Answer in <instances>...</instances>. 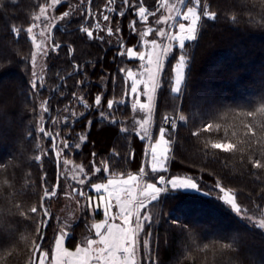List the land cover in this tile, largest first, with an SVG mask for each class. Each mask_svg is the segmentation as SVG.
<instances>
[{"label": "trees", "instance_id": "1", "mask_svg": "<svg viewBox=\"0 0 264 264\" xmlns=\"http://www.w3.org/2000/svg\"><path fill=\"white\" fill-rule=\"evenodd\" d=\"M50 1L0 0V264H33L43 236L42 252L54 244L59 231L51 206L64 185L58 174V146L53 149L46 133L57 137L56 121L69 117V108L77 109L80 118L73 128L64 123L63 131L72 132L74 140V133L86 134L74 154L76 162L89 173H94L95 163L106 162L91 175L85 191L108 175L141 173L147 164L146 141L124 130L130 107L109 117L101 118V113L108 100L122 99L125 66L138 63L118 55L124 47L141 44L136 32L141 18L135 12L143 6L153 16L162 0H80L84 14L53 30L52 45L59 47H52L47 60L48 85L33 88V46L26 31ZM199 4L198 38L183 50L175 48L158 90L153 141L160 128L168 130L167 171L146 172L149 182H157L160 175L193 179L200 191L169 190L149 206L141 264H264V231L238 217L217 195V189L230 190L244 209L264 214V167H254L257 160L264 165V0ZM108 7L116 12L113 25L99 24L89 38L83 28L92 27L94 15ZM67 9L65 3L58 13ZM204 12L215 16L205 17ZM180 54L188 58V66L176 95L174 64ZM78 95L90 105L89 111L78 104ZM97 95L102 97L99 106ZM164 117H175V128L166 126ZM217 143L234 147L213 148ZM53 191L55 196L45 195ZM89 213L79 222L101 219L100 213L94 219ZM84 224L68 226L70 248L78 245Z\"/></svg>", "mask_w": 264, "mask_h": 264}, {"label": "rangeland", "instance_id": "2", "mask_svg": "<svg viewBox=\"0 0 264 264\" xmlns=\"http://www.w3.org/2000/svg\"><path fill=\"white\" fill-rule=\"evenodd\" d=\"M80 0H61V2L57 5H52L51 1L43 6L41 9H45V14L47 16V19L44 18V15H41V9L34 17L32 24L29 27H32V32H27V35L32 43L33 46V52L31 56V64H32V70L35 75H33L32 83H35L36 87H44L48 85L47 76H48V64L47 60L48 57L52 51V47L54 49H57V47L52 45V34L53 30L63 25L64 23L70 21L75 16H77L79 13L82 15L84 14L83 8L80 6ZM67 3L68 9L66 12H69L68 17H64L61 19L63 14L58 13V9L61 5ZM189 7H192L196 10V12L201 15L200 13V4H197L195 0H162L159 10L155 13V15H147V20L140 19L141 26L138 27V30L136 32L139 34V38L141 39V44L138 48L136 47H130V48H123V53H127L128 50H133L137 53H145L146 60L145 61H139L138 59H130L127 55H123V57L126 60H137V64L134 66L131 65L130 67H126L123 69L125 74V86L123 89V97L121 100L123 103L117 105L114 102L113 109L109 110L108 108L104 110V117H109L111 114H113L114 110H118L124 106H129L130 108V116L131 118H128L124 124V130L130 133H138L141 139L145 140L147 143V149L150 145V143L153 142V134H154V127L155 122L152 121L151 115L152 113V105L155 98V93L157 91V83L160 80L161 82V76L163 73V70L165 68V65L172 55L173 51L175 50L176 43L170 39L171 36L175 35L177 32L176 26L179 23H185L188 24V21H184L182 19L183 15L187 12V9ZM115 11L112 8H107L106 10H103L102 14L94 15L96 22H92L91 26L89 28V31H91L94 35L95 30H98L99 28L96 27L97 24L103 23V25H113L112 17L115 15ZM107 15L109 19L107 21L103 20V16ZM40 16V19L37 20L36 17ZM202 19V15H201ZM201 20L198 22V30ZM35 25V27H33ZM100 26V25H99ZM118 29V28H117ZM197 30V35H198ZM163 31L165 35L161 37L159 33ZM93 37V36H92ZM156 41L157 47L155 49L156 53L162 52L165 48L171 46V51L167 53L166 55H162L160 57V64H161V71L155 75L154 81H150L149 75L145 72V68L147 66V56L152 53V41ZM146 42V43H145ZM194 42V41H190ZM188 42H186L187 44ZM185 44V45H186ZM36 45H40V48L37 49ZM188 66V58L185 57V68L184 72H186V68ZM151 67L155 68V65H152ZM128 70L133 71L135 79L140 81L142 84L141 86H138V92L139 95L131 93V83L132 80L127 77L126 73ZM159 82V83H160ZM35 87V88H36ZM160 87V85H159ZM159 90V88H158ZM151 96L152 99L149 102L147 99V96ZM158 96V95H157ZM101 97V96H100ZM78 99V104H86L89 107H86L87 111L91 109L90 105L86 103V101L83 100L82 95H78L76 98ZM102 101V97H101ZM143 103H150V110H142L139 105ZM155 111V110H154ZM120 115H123V109L119 110ZM155 113V112H154ZM80 118V115L75 108H69V117L66 116L62 118V120L56 121V138H55V144L58 146V156L60 159V164L62 166V177H63V185L64 189L62 191V194L60 195L59 200L57 199L51 206L52 211L55 214V231L65 230L68 228V226H74L75 224H78L77 226L81 225L83 222L84 225L90 226L92 223V220H82V222H79L81 218H84V213L87 212L93 219L98 214L96 211H93L90 209L89 201L85 198V188L86 182L92 177H95L97 175L94 173H89L88 167L82 165L81 163L76 162V157H74V154L79 152L81 149V145L86 140V134L80 133H74L76 135V140H74L73 133L70 131H63L62 126L64 123L71 124V128L74 127V122ZM173 120H176L175 117H169ZM115 120V119H114ZM145 121H147L145 123ZM90 122H88V127L90 128ZM151 122L153 123V127H151ZM143 125V127H141ZM160 126V125H159ZM152 128V131H151ZM165 129V134L167 136L168 130ZM150 132V133H149ZM159 132V131H158ZM158 134V133H157ZM80 139L78 140V137ZM159 136V135H158ZM157 136V137H158ZM65 139L68 140L69 145H72L73 143L79 144V148L70 147L69 149H64V141ZM58 140V141H57ZM106 162L103 161L101 165H98L97 163L94 164V167L102 168L106 167ZM98 166H97V165ZM84 177V179H83ZM86 177V179H85ZM83 180L84 183L81 184L80 181ZM193 180V179H192ZM197 182V181H196ZM198 183V182H197ZM221 189V188H220ZM220 189H217L218 196L221 198V192ZM75 190V191H74ZM81 190H83L84 195L82 196L80 194ZM230 195L235 197V203L237 206L241 208V211L237 213L230 205L227 203H224L241 219L249 222L250 224L260 228L262 231H264V228H261L260 222L264 221V214H257V213H251L247 209H244L236 199L235 194L230 190H225ZM86 201H85V200ZM93 211V212H92ZM150 207L146 209L144 214L146 213L147 218L143 214L141 221L139 222V233L138 236L136 234V250L138 253H140L141 249V234L143 232V227L146 226L147 222L150 221ZM49 250V246L45 248V251Z\"/></svg>", "mask_w": 264, "mask_h": 264}, {"label": "snow or ice", "instance_id": "3", "mask_svg": "<svg viewBox=\"0 0 264 264\" xmlns=\"http://www.w3.org/2000/svg\"><path fill=\"white\" fill-rule=\"evenodd\" d=\"M61 2V0H51L52 5H57ZM127 3V0H125ZM196 3L199 4L200 0H196ZM45 9H41V15L45 14ZM147 9L143 6L139 7L138 11L135 12L137 16L142 18L143 20H147ZM123 15V13H120ZM203 15L205 17L214 18V13L204 12ZM69 12H64L61 19L64 17H68ZM44 18L47 19V16L44 15ZM37 20L40 19V16L36 17ZM109 17L107 15L103 16V20L107 21ZM182 19L184 21H188V24L179 23L176 28L177 32L175 35L171 36L170 39L176 43L180 50L185 48L186 42L195 41L198 30V22L201 20V15H199L196 10L192 7L187 9V12L183 15ZM35 27V25H33ZM99 28V24L96 25ZM27 32H32V27L27 28ZM83 32L87 34L89 38L93 36V33L89 31L88 28H83ZM109 34H111V29L108 30ZM161 37L165 35L163 31L159 33ZM103 39V38H101ZM146 43V42H145ZM152 53L147 56V66L145 68V72L149 75L150 81H154L155 75L161 71L160 57L162 55H166L172 49L171 46L165 48L162 52L156 53L155 49L157 47L156 41H152ZM37 49L40 48V45H36ZM58 48L59 45H56ZM118 55H127L130 59H138L139 61H145L146 55L145 53H137L133 50H128L127 53H118ZM155 65V68L151 67ZM184 68H185V56L180 54L176 63L174 64V85L173 90L177 93L181 91V84L184 80ZM123 71V70H122ZM35 75V73H33ZM127 77L132 80L130 91L133 94L139 95L137 85L140 81L135 79L134 73L131 70H128L126 73ZM32 87L35 88V83L32 84ZM148 101L150 102L152 97L147 96ZM117 105L123 103L122 101H116ZM101 104V97L97 95L95 97V106H99ZM85 107H89L88 105H84ZM114 102L112 100L107 101V108L109 110L113 109ZM139 107L142 110H150V103L140 104ZM47 111V109H45ZM104 117V114L101 113V118ZM169 118L164 117V120L167 121ZM181 121L185 119V117H179ZM147 121H145L146 123ZM143 127V125H141ZM39 132L45 133L44 127L39 128ZM52 140V147L55 149L57 146L54 143L55 136L51 132L46 133ZM83 139V137H81ZM169 141L165 139V129H159V140L156 145L152 148L151 155V166L150 171L152 173L158 172H166L167 168L165 167V162L168 160L166 155L168 149L164 147L167 145ZM70 147L79 148V144L73 143L69 145L68 140L64 141V149H69ZM213 148L222 149L224 151H230L234 146L232 144H213ZM159 150V151H158ZM39 160V157H37ZM255 168L264 167L259 160H257L254 164ZM93 172L99 173L101 171L100 168L93 167ZM105 172L108 171L107 168L104 169ZM140 172H144V168L141 167ZM137 180L136 176H131L128 179H107L106 183H96L91 185L92 190L99 195L100 203L96 204L97 208H100L107 219L104 220L103 223H97L93 226L95 230V235L98 239H88L86 241V247H78L75 253L67 252L62 248V244L65 240V234H61L55 240V249L54 252L59 253L60 257L71 258L73 256L76 257L75 260H67L64 258H58L54 255V264H93V261H96V264H136L135 259L133 258L135 255V231L131 228L132 216L134 213L137 214V220H139V212L141 208H146L147 202L158 201L162 192L174 190V189H198L197 183L189 181V180H180L174 178H168L165 180L164 175H160L157 177L156 183H148L145 188L142 190V196L145 198L143 200H136V196L133 192V188L129 187L131 182H135ZM81 184L84 183L83 180L80 181ZM159 185V186H158ZM166 185V187H165ZM75 191V190H74ZM119 192H123L128 199L126 201L122 200ZM221 198L225 203L230 205L237 213L241 211V208L236 205L235 197L230 195L223 188L220 189ZM80 194L83 196L84 192L81 190ZM46 196L51 195L55 196L56 192L53 191L51 193H45ZM91 197L89 200L91 201ZM115 199L118 205V214L119 218L123 222V226L116 223H109L110 220H115L117 217L113 215H109L112 207V201ZM31 212L36 213L37 209L33 207ZM145 217L147 215L145 213ZM261 228H264V221L260 222L259 225ZM115 230V231H114ZM99 244L100 247L93 248V245ZM40 254L41 259L39 260V264H44L43 257L48 255L47 252H42L39 247L35 250Z\"/></svg>", "mask_w": 264, "mask_h": 264}, {"label": "crops", "instance_id": "4", "mask_svg": "<svg viewBox=\"0 0 264 264\" xmlns=\"http://www.w3.org/2000/svg\"><path fill=\"white\" fill-rule=\"evenodd\" d=\"M185 80H186V72H184V80L182 81V84H181V90L184 86V83H185ZM160 80L158 81L157 83V91H156V95H155V98H154V101H153V105H152V115H151V119L152 121L154 120V110H156V105H157V95H158V88H159V85H160ZM142 84L139 83L138 86H141ZM173 92L178 95L180 94L175 92L173 90ZM151 127H153V123L151 122ZM151 131H152V128H151ZM150 133V132H149ZM165 139L168 140V138L166 137V134H165ZM159 140V136L157 138V140L153 141L152 143H150L149 147H148V150H147V164H145V167H144V172L142 173H138V174H129V175H108L106 177V179H104L103 181H100V182H96V183H106L107 182V179L111 178V179H128L129 177L131 176H136L137 177V180L135 182H131L129 187L133 188V192L136 196V200L139 201V200H143L145 199L143 196H142V190L145 188L146 184L148 183H156V182H149L147 180V172H146V169H150V166H151V155H152V148L156 145L157 141ZM169 141V140H168ZM164 147H166L168 149L166 155L169 159V156H170V151H171V148H170V141L167 145H165ZM159 151V150H158ZM167 162L168 160L165 162V167L167 168ZM147 165V166H146ZM174 179H180V180H189V181H192V182H195L197 183L195 180H192L190 178H186V177H173ZM165 180L167 181L168 178H165ZM96 183H93L92 185L96 184ZM159 186V185H158ZM166 187V185H165ZM197 187L198 189H174V190H181V191H187V192H199L200 191V186L199 184L197 183ZM92 192V195H90L89 192ZM167 191L165 192H162L161 195H160V198L162 197L163 194H165ZM89 194V195H88ZM119 194L121 195V198L122 200L126 201L128 199V197L123 193V192H119ZM89 197H91V201L89 200ZM85 198L89 201V205H90V209L93 210V211H96L97 213H100L101 214V219L99 220H93L91 225L90 226H87L85 232L81 235L80 239H79V243L78 245L75 247V248H70L68 246V239L69 237L71 236V232L68 230V229H65V230H60L58 233H57V236L55 238V240L58 238L59 235L61 234H67L65 236V240L62 244V248L64 250H66L67 252H70V253H75L76 252V249L78 247H86V241L88 239H98V237H96L95 235V230L93 228V226L97 223H103L105 219H107V217L105 216V214L103 213V211L100 209V208H97L96 207V204L97 203H100V200H99V195L96 194L91 187H89V190L88 191H85ZM159 198V199H160ZM85 200V199H84ZM86 201V200H85ZM156 202V201H154ZM154 202H147L146 201V208H141L140 209V212H139V220H137V214L134 213L133 216H132V223H131V228L135 231V236L137 234L138 236V233H139V222L141 221L142 219V216L144 214V212L146 211V209ZM92 211V212H93ZM109 215H113V216H116L117 218L115 220H110L109 223H116V224H120L121 226H123V222L122 220L119 218V214H118V205L115 201V199H113L112 201V207H111V211L109 213ZM145 215V214H144ZM115 231V230H114ZM54 240V242H55ZM97 247H100L99 244L97 245H93V248H97ZM54 249H55V243L52 245V248L51 250H48V251H44V252H47L48 255L46 257H43L44 259V264H54V255L57 256L58 258H64L67 260L71 259V260H75L76 257L73 256L71 258H67V257H60V254L59 253H56L54 252ZM136 261V264H141V257H140V253H138V251L136 250V237H135V255L133 257ZM41 259V257L39 258V260ZM39 264V263H38ZM93 264H96V261H93Z\"/></svg>", "mask_w": 264, "mask_h": 264}, {"label": "water", "instance_id": "5", "mask_svg": "<svg viewBox=\"0 0 264 264\" xmlns=\"http://www.w3.org/2000/svg\"><path fill=\"white\" fill-rule=\"evenodd\" d=\"M58 174L60 175L61 174V164H60V160H59V158H58ZM58 187H59V185H57V187H56V189L58 190ZM49 197H51V195H49ZM49 216V215H48ZM50 221V216H49V220H48V222ZM43 242H44V236L42 237V239H41V241H40V243H39V245L37 246V247H39L40 248V250L42 249V246H43ZM37 249V248H36ZM38 260H39V253H37L36 251H35V253H34V261H33V264H38Z\"/></svg>", "mask_w": 264, "mask_h": 264}, {"label": "built area", "instance_id": "6", "mask_svg": "<svg viewBox=\"0 0 264 264\" xmlns=\"http://www.w3.org/2000/svg\"><path fill=\"white\" fill-rule=\"evenodd\" d=\"M165 125L166 126H170V127H174L176 126V123L174 120H172L171 118H169L167 121H165Z\"/></svg>", "mask_w": 264, "mask_h": 264}]
</instances>
